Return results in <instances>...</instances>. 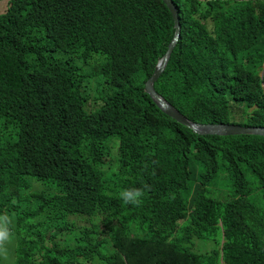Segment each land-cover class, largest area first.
Returning a JSON list of instances; mask_svg holds the SVG:
<instances>
[{
  "label": "trees",
  "instance_id": "obj_1",
  "mask_svg": "<svg viewBox=\"0 0 264 264\" xmlns=\"http://www.w3.org/2000/svg\"><path fill=\"white\" fill-rule=\"evenodd\" d=\"M173 1L156 91L194 122L264 127V0ZM174 34L162 0L0 14V264H264V137L195 134L144 90Z\"/></svg>",
  "mask_w": 264,
  "mask_h": 264
},
{
  "label": "water",
  "instance_id": "obj_2",
  "mask_svg": "<svg viewBox=\"0 0 264 264\" xmlns=\"http://www.w3.org/2000/svg\"><path fill=\"white\" fill-rule=\"evenodd\" d=\"M170 12L172 13L175 25V34L170 42L168 49L164 56L160 59L155 67L152 76L145 83V92L151 97L156 106L167 116L175 120L177 123L190 129L193 133L205 135H218V136H236V135H256L264 137V127H247L239 124L231 123H199L188 119L183 115L175 106H173L167 99L159 94L154 84L159 79L161 74L165 71L171 55L178 44L181 37V22L179 11L173 0H162ZM262 76H264V65Z\"/></svg>",
  "mask_w": 264,
  "mask_h": 264
},
{
  "label": "clouds",
  "instance_id": "obj_3",
  "mask_svg": "<svg viewBox=\"0 0 264 264\" xmlns=\"http://www.w3.org/2000/svg\"><path fill=\"white\" fill-rule=\"evenodd\" d=\"M65 138L66 134L60 132L56 135L50 136L44 142L51 147H56L60 146L65 141ZM148 190H150V186L147 184L140 187L125 188L119 192V198L125 205L139 206L142 203V198ZM9 224L10 219L7 215L0 216V255H4L5 257L7 255V246L12 241V233ZM82 230H84V227L75 229L74 233H79Z\"/></svg>",
  "mask_w": 264,
  "mask_h": 264
},
{
  "label": "rangeland",
  "instance_id": "obj_4",
  "mask_svg": "<svg viewBox=\"0 0 264 264\" xmlns=\"http://www.w3.org/2000/svg\"><path fill=\"white\" fill-rule=\"evenodd\" d=\"M9 2L10 0H0V14H3L7 11L8 7H9ZM252 111V109L250 110ZM243 112V107L237 105L234 108V116L239 118V115ZM231 121L234 123H244L241 122V119H232ZM137 236H140V233H136ZM213 247V242L212 241H205L204 243H201L200 249L202 250H209ZM199 249V251H200Z\"/></svg>",
  "mask_w": 264,
  "mask_h": 264
}]
</instances>
